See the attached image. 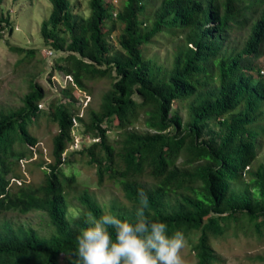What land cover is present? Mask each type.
<instances>
[{
	"label": "trees",
	"instance_id": "1",
	"mask_svg": "<svg viewBox=\"0 0 264 264\" xmlns=\"http://www.w3.org/2000/svg\"><path fill=\"white\" fill-rule=\"evenodd\" d=\"M50 1L53 11L41 32L54 50L67 52L60 69L83 90L85 80L113 79L87 124L94 141L80 153L96 167L100 183L109 177L122 185L127 203L106 213L85 191L78 196L79 217L69 214L76 177H64L61 169L73 125L82 117L63 101L50 112L59 130L44 183L12 186L15 164L25 155L17 145L38 141L29 124L39 116L45 92L31 82L21 107L0 111V264H61L62 255L78 264L76 238L89 226L87 215L135 220L140 191L150 201L145 214L167 223L169 234L199 231L197 264H217L212 240L223 237L231 221L244 218L261 233L264 164L254 170V163L264 136V77H255L260 70L254 58L264 53V0H124L115 17L105 0H89L87 17L76 16L70 0ZM110 19L123 25V51L114 54L104 30ZM160 34L177 40L168 66L143 51ZM233 35H241L239 45L231 46ZM73 88L64 92L72 96ZM180 100L187 118L174 107ZM140 109L151 131L126 127ZM116 120L122 129L119 147L104 125ZM146 173L151 183L142 180ZM11 211L45 214L51 231L44 235L32 225H18L5 218Z\"/></svg>",
	"mask_w": 264,
	"mask_h": 264
},
{
	"label": "rangeland",
	"instance_id": "2",
	"mask_svg": "<svg viewBox=\"0 0 264 264\" xmlns=\"http://www.w3.org/2000/svg\"><path fill=\"white\" fill-rule=\"evenodd\" d=\"M113 7V17L122 9L124 0H105ZM71 8L78 17L89 15V0H70ZM156 3L149 8L154 10ZM53 11L50 0H0V24L5 26L0 29V111L17 109L23 105V98L29 91L31 82H35L45 92L44 99L40 102L41 112L29 124L30 132L37 138L35 146L17 145L19 153H25L15 164L17 179H12V186L20 184L39 185L44 183L45 169L53 161V138L58 133V123L50 114L54 105L63 101L71 111L82 117L74 123L72 129L73 141L67 150V162L62 165L61 172L64 177L74 175L76 181L69 190V214L73 218L80 215L81 206L78 196L87 191L108 213L112 208L127 203L122 185L114 179L106 177L103 182L98 181L97 169L89 163V157L80 153L83 147H88L94 139L87 130V124L92 120L95 111L102 104L103 95L111 88L112 77H95L85 80V90L78 89L72 82V77L60 69L64 65L62 58L67 52L56 51L44 40L41 25L48 19ZM5 19L9 20L6 24ZM123 25L114 19L107 20L104 27L110 54L123 51L119 37ZM60 33L67 35L60 29ZM243 34V33H242ZM241 35L231 37V46L239 45ZM177 40L172 36L160 34L154 41L143 47L146 56L155 59L160 64L170 65L174 46ZM256 67L260 70L254 72L255 77H264V53L256 57ZM115 75V73L113 72ZM74 86L72 96L64 91ZM185 101H178L174 107L187 118ZM136 119L126 127L140 132L151 131L144 119L142 109ZM77 118V116H76ZM109 126L108 137L111 144L120 146L122 129L116 120ZM183 159H179L181 163ZM264 164V136L254 170L259 164ZM249 179V175L246 176ZM142 180L151 183L153 180L146 173ZM5 218L20 225H32L40 233L48 235L52 226L48 217L39 212L22 214L17 211L6 213ZM260 223L261 233L250 226L244 218L238 223L230 222V228L223 237L212 240L216 250L217 264H264V218ZM199 231L185 235L186 245L181 256L185 264H197L194 245L198 239ZM61 264H70L64 255Z\"/></svg>",
	"mask_w": 264,
	"mask_h": 264
},
{
	"label": "clouds",
	"instance_id": "3",
	"mask_svg": "<svg viewBox=\"0 0 264 264\" xmlns=\"http://www.w3.org/2000/svg\"><path fill=\"white\" fill-rule=\"evenodd\" d=\"M137 219L122 220L104 214L89 213L76 240L78 264H185L181 256L186 245L182 231L169 234L167 223L145 214L150 201L144 191L138 193Z\"/></svg>",
	"mask_w": 264,
	"mask_h": 264
},
{
	"label": "built area",
	"instance_id": "4",
	"mask_svg": "<svg viewBox=\"0 0 264 264\" xmlns=\"http://www.w3.org/2000/svg\"><path fill=\"white\" fill-rule=\"evenodd\" d=\"M70 78H71V76H70Z\"/></svg>",
	"mask_w": 264,
	"mask_h": 264
}]
</instances>
